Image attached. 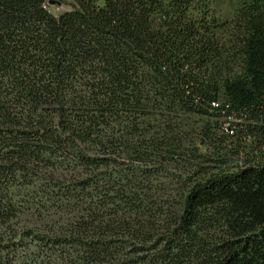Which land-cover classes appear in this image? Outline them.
<instances>
[{"label":"trees","instance_id":"trees-1","mask_svg":"<svg viewBox=\"0 0 264 264\" xmlns=\"http://www.w3.org/2000/svg\"><path fill=\"white\" fill-rule=\"evenodd\" d=\"M62 1L0 0V264H264V0Z\"/></svg>","mask_w":264,"mask_h":264},{"label":"rangeland","instance_id":"rangeland-1","mask_svg":"<svg viewBox=\"0 0 264 264\" xmlns=\"http://www.w3.org/2000/svg\"><path fill=\"white\" fill-rule=\"evenodd\" d=\"M56 1H58L60 4H51V3H49L50 0H48V5H49L51 11H53V12H61V11L65 10V9L70 8V4L69 3L65 2V1H62V0H56ZM217 4L220 6L222 11L229 12V8H228L229 7V0H219L217 2ZM229 17H230V15H229Z\"/></svg>","mask_w":264,"mask_h":264},{"label":"water","instance_id":"water-1","mask_svg":"<svg viewBox=\"0 0 264 264\" xmlns=\"http://www.w3.org/2000/svg\"><path fill=\"white\" fill-rule=\"evenodd\" d=\"M49 3H51V4H59V2L58 1H56V0H50V2Z\"/></svg>","mask_w":264,"mask_h":264}]
</instances>
